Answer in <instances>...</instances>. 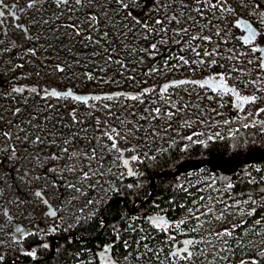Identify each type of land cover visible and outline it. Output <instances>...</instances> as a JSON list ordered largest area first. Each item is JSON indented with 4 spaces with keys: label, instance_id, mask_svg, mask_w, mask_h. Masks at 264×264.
<instances>
[{
    "label": "snow or ice",
    "instance_id": "6c2138e0",
    "mask_svg": "<svg viewBox=\"0 0 264 264\" xmlns=\"http://www.w3.org/2000/svg\"><path fill=\"white\" fill-rule=\"evenodd\" d=\"M137 10L141 15H136ZM22 14L28 23H20ZM9 18L15 21L13 28L16 32L24 34V44L18 43L6 31ZM146 59H151L153 64L143 73L145 77L168 75L184 67L191 71L199 69L201 74L207 72V75H202L199 80L172 79L149 88L141 86L135 93L103 95L77 94L71 88L19 86L16 81L20 77L0 83V89L6 90L13 98L17 94L29 93L30 96H25L26 101L31 97L46 101L43 105L33 106L34 110L27 114L26 124L21 107L11 113L12 117H20L18 120L6 119L0 114V123L5 125L0 128V138L8 142L6 146L0 145V188L7 185L14 190L11 200L14 205L19 207L27 202L21 192L22 187H27L49 208L45 215L57 218V213L44 198V189H53L61 199L64 195L62 188L83 195L85 184L89 188L102 184L99 179L94 184L93 177L105 175L104 162L109 154L115 156L117 162H122L129 176L134 175L125 153H134L130 160L140 162V149L149 146L148 142L161 132H168L188 109H192L193 116H199L200 101L205 97L213 100L219 96L221 101L224 97H232V106L238 114L245 111L246 105H255L264 99V96L257 95L264 93V0H28L23 7L0 0V72H15L32 64L37 77L46 72L51 77L62 74L69 80H102L112 72L136 84H146V79L141 82L134 74L135 67ZM89 67L93 71H88ZM217 68L221 71H216ZM77 69H82L79 76ZM129 72L133 74H127ZM233 81L235 83H231ZM104 82L112 81L109 78ZM182 88L188 99L177 96L176 90ZM196 89L203 90V95ZM246 90L252 94H245ZM209 91L213 95H207ZM194 96L200 100L193 103ZM52 99L74 101L86 106L88 112L81 116L79 109L72 107L67 113L71 117L68 121L60 112V106L50 103ZM121 99L134 102L124 105L123 115L114 110V104L108 103ZM138 105L145 106L143 111ZM98 110H103L107 119L94 117ZM261 114H264V107H256L254 112L246 114L244 127L250 126L247 123L249 116L258 118ZM89 117H93L94 123L89 122ZM191 122L189 118L185 119L186 124ZM255 122L253 119V126ZM13 128L17 129L15 133ZM186 139L192 140V137ZM207 139L214 137L208 136ZM121 143L124 147L120 146ZM143 158L155 159L148 152L143 153ZM107 170L111 172V166ZM41 180L44 184L36 190L34 185ZM232 187L231 183L227 185L228 189ZM181 190L192 195L183 186ZM4 195L6 193L0 190V197ZM251 202L256 203L254 199ZM216 203L224 202L212 196L211 191L207 196L194 199L193 206L187 208L189 219L195 220L191 227L183 219L169 221L163 215L150 217L149 223L165 233L163 245L168 251L165 252L164 247H153L148 242L152 237L144 235L134 241L136 255L130 250L129 241H122L128 250L124 259L132 256L136 264H153V260L156 264H227L229 253L234 255L236 247L243 251L248 246L257 248V257H264V233L250 245L242 236H236V229L242 228L245 221L220 230L205 227L213 222H223L226 215L235 216L236 212H229L232 207L247 216H254L256 209L242 208L241 204H247V200H235L234 204H225L222 209H217ZM0 212L8 216L2 201ZM255 224L257 229L264 227V219L256 220ZM3 227L5 225H0V230ZM55 230V227L51 229ZM132 231H136L135 227ZM14 232L17 235L13 239L17 243L35 234L20 226H16ZM41 232L48 234L47 230ZM173 232L185 239L178 241ZM117 240H120L119 234ZM41 246L49 247L47 243ZM114 248L115 243L102 249L107 264H113L115 260ZM110 252H113L111 256ZM22 255L35 260L37 251L25 249ZM0 264H5L2 254ZM240 264L264 262L257 258H241Z\"/></svg>",
    "mask_w": 264,
    "mask_h": 264
},
{
    "label": "trees",
    "instance_id": "16d2710c",
    "mask_svg": "<svg viewBox=\"0 0 264 264\" xmlns=\"http://www.w3.org/2000/svg\"><path fill=\"white\" fill-rule=\"evenodd\" d=\"M20 2L21 0H11L9 5ZM23 2L26 4L28 0H23ZM136 15H141V12L137 10ZM152 64L153 61L147 59L135 67L136 79L141 82L146 79L148 81L146 84H136L112 72H109L102 80H88L87 78L69 80L62 74L51 77L46 72L37 77L32 64H26L24 68H19L15 72H0V83H7L14 77H20L16 81L19 86L56 87L58 90L71 88L79 94L103 95L117 92L135 93L141 86L149 88L168 80L184 79L179 71L162 77H145L143 73ZM131 67L133 65L130 63L129 68ZM87 70L93 71L91 67ZM81 71L82 69H77L78 76ZM189 71L199 74L200 79L202 75H207V72L201 74L199 69ZM216 71H221V69L217 68ZM93 75L96 73L93 72ZM100 75L103 76V73ZM25 76L28 78H24ZM109 78L112 82L105 83L104 80ZM25 96H30V94H17L13 98L6 90L0 89V97L8 113L11 115L16 107H21L24 110L23 117L26 124L27 114L34 110L33 106L43 105L46 101L40 100L39 97H31L26 101ZM72 102L73 105L67 104L68 101L55 99L50 101L53 105L60 106V112L68 121L71 117L67 113L72 107H77L81 116L87 114L86 106ZM120 102L132 103V101L123 99L108 103L114 104V110L121 114ZM93 116L107 119L103 110L94 112ZM202 117L204 118V115ZM235 117L229 115L228 121L230 122L225 123L220 134L216 136L210 133L205 121V124L196 122L190 134L164 140L160 149L153 148L148 152L149 156L155 159H145L143 154L141 155V161L135 162V174L130 177L126 173L122 177L107 174L111 185L108 197L90 213L81 217L78 214L75 215L76 220L71 225L66 224L62 219L52 220L46 224L37 218L32 230L35 232L34 235L1 253L5 256V264H98L95 250L113 243H115L113 249L115 258L126 261L124 256L127 255L128 250L124 248L123 240L129 241L132 246L130 250L133 255H136L134 241L139 240L141 236H151L152 239L148 242L153 247L160 244L165 237L164 232L155 227L152 228V224L149 223L150 217L163 215L169 221L183 219L188 221V226H190L192 219H189L187 208L193 206V200L201 195L207 196L215 188L228 189L229 183L233 187L228 189V193L224 194L222 199H218L224 203H216L215 207L219 209L225 204H234L235 200H249L250 203L254 199L256 205L249 204V209L255 208V215L248 216L243 227L238 230L241 231L246 226L256 227L255 221L264 219V199H262L264 197V145L260 143L264 124L256 122L253 126V123H250L251 116H249L247 123L250 126L244 127L246 122L244 117L238 119ZM12 119L18 120L20 117H12ZM88 120L94 123L93 117H89ZM189 136L192 140L186 139ZM208 136H213L214 139L208 140ZM207 175L211 177L206 179ZM195 180H200L201 184L213 187L198 191L199 184H194ZM129 185H134V187L129 188ZM181 186L187 188L192 195L182 191ZM54 227L56 230L53 232L51 229ZM132 227H135V232L132 231ZM42 229L47 230L48 234L44 235L41 232ZM118 234L120 240H117ZM44 243H47L49 247H42ZM25 249H36L37 258L33 260L31 257L22 255ZM256 253L257 249L250 254L242 256L236 254L235 256L239 260L238 264L241 258L245 260L257 258L264 262V257H257ZM128 259L136 263L132 256ZM153 264H156L155 260Z\"/></svg>",
    "mask_w": 264,
    "mask_h": 264
},
{
    "label": "rangeland",
    "instance_id": "374dc122",
    "mask_svg": "<svg viewBox=\"0 0 264 264\" xmlns=\"http://www.w3.org/2000/svg\"><path fill=\"white\" fill-rule=\"evenodd\" d=\"M10 1L11 0H4L5 4H9ZM18 5L20 7H23L25 4L23 0H21V2ZM14 23L15 21L9 18L7 20L6 31L9 34H12L13 39H15L18 43L24 44L25 43L23 39L24 34L16 32V30L13 28ZM20 23H23V24L28 23L27 18L23 14L21 15ZM178 71L184 78H191V79H197V80L200 79L199 74L190 72L187 67L177 70V73ZM159 76L162 77L163 75H159ZM231 83H235V82L233 81ZM196 91L201 92V94L203 95V90L196 89ZM176 94L178 97L184 96L185 99H188L186 93L183 91V88L180 90H176ZM245 94L251 95L252 92L246 90ZM207 95H212V94L208 92ZM257 95L264 96V93H258ZM232 99L233 98L230 96L224 97L223 101L220 100L219 96H217V99H213V100H208L205 97L202 101H200L201 107L199 109V112H200L199 116H193L192 109H188L186 115L181 116L179 119H177L176 122L172 124L168 132L166 133L161 132V134L157 136L154 140H150L148 142L149 146L142 147L140 149V154L142 155L144 152H150L153 148H156L157 150L160 149L162 146V142L164 140L165 141L172 140L178 136H181L184 134H190L193 131L192 130L193 125L198 121H201V120L204 121V122H198L200 124H205V121H206L208 130L210 131L212 135L216 136L217 134H220V131L223 128V125H225V121L229 120V115L236 116L235 118L237 119L243 118L245 117L246 114L250 112H254L256 107H264V99H260L257 101L255 105H246L245 111L238 114L237 111L232 106ZM197 100H200V97L194 96L193 103H195ZM133 103L134 102L132 103L120 102L121 115H123L122 109L124 105L125 104L132 105ZM221 103L224 104L223 107L220 106ZM67 104L73 105V102L68 101ZM137 107L139 108L140 111H143L145 106L143 105L141 107V105H138ZM213 109H216V111H213ZM5 110H7V108L3 100L0 97V114H4L6 119H12L8 111H5ZM205 110H206V114H205ZM202 115H204L205 119L202 117ZM186 118H189L192 122L186 124L185 123ZM253 119H255L256 122L264 121V114H261V116L258 118H254L251 116L250 123H253ZM160 123H163V121H161ZM4 127L5 125L3 123H0V128H4ZM12 131L13 133H15L17 129L13 128ZM7 143L8 142L3 140V138H0V145L6 146ZM260 143L264 145V130L262 131V138H261ZM120 146L124 147V144L121 143ZM133 154L134 153H131V152L125 153V157L130 158L131 155ZM21 155L22 156L24 155L22 151H21ZM117 164H119V166H117ZM129 165L131 169L135 171V162H132L130 160ZM109 166H111V169H112L111 172H108L107 170ZM104 171H105V175L103 177H93L94 184L97 179L102 181V184H96L95 187L93 188H89L87 184H85L82 187V191L84 193L83 195H81V193H78V192H73L70 189L62 188L61 191L64 193V195H63V198L61 199L59 198L57 194H54L53 189L51 188L44 189L46 193L44 198L47 199L48 204L51 205V210L57 213V218H53V217L51 218L50 216L45 215V213L49 211V208L46 205H44L39 198H36L33 195V193L29 191L27 187L21 188V192L25 194V198L27 202L25 204L19 205V207H17L11 202L12 198L14 197V190L9 188L7 185H4L2 188H0V190L6 193V195L0 197V201L3 202V207L8 212V216H5L3 212H0V225H5V227H3L2 230H0V254L4 250L10 249L16 246L17 242H15V240L13 239V237L17 235L14 232V229L16 226H20L24 229L33 230L34 222L36 221L37 218L41 219L42 222L46 224L52 220L57 221L59 219H62L66 224L71 225L76 220L75 215L78 214L80 215L79 217H81L85 214L90 213L92 209H96L99 203L105 200L108 197L109 191H111L110 180L108 179L107 174L113 175L115 177H122L126 173L125 168L122 165V162H117L116 157L110 154L108 155V158L104 162ZM210 177L211 175H207L206 179H209ZM43 184H44V181L41 180L34 185V188L36 190H39L40 186ZM194 184H199L198 191L206 190L208 188V185L206 186L204 184H201L200 180H195ZM219 190H223V191H219ZM217 191H219V196H217ZM226 193H228V189L215 188L211 191V195L216 196L217 200L222 199L224 197V194ZM89 200H92L93 203L89 204L88 203ZM247 201H248L247 204H241V207L246 210L250 208L249 204L250 205L253 204L252 202L249 203V200ZM253 205H256V203ZM222 208H224V206L219 209H222ZM229 212H236L237 214L235 216L226 215V218L223 222H213L211 224L206 225L205 227L212 228L213 230H220L221 228L230 227L232 224H236L240 221H246L248 217L247 215L240 214L235 207L230 208ZM179 220H182V219H178L176 221H179ZM194 224H195V220L192 219V225ZM192 225H190L189 227H191ZM152 228H154L153 225H152ZM238 229L239 228L236 229V236H242L244 238L245 243L249 245L251 241H258L259 235L261 233H264V227H260L257 229L254 226H246V228L241 229V231ZM253 229H256V234H253ZM200 231L203 232L205 235H207L204 229H201ZM172 234L176 236V239L178 241H182L183 239H185L183 235H177L175 232H173ZM192 235L195 236V233H193ZM165 239H166V236L162 239V242L158 244L155 248L159 249L161 247H164V251L167 252L168 248L163 245V241ZM233 239H235V237ZM229 242L231 243L232 241L230 240ZM256 249H257L256 247L248 246L243 251H241L239 247H236L234 249L235 251L234 255L230 253L228 254L230 259L227 262V264H238L239 260L235 256L236 254L242 256L245 254H250L254 252ZM161 258H163V254L161 255ZM114 261L115 262L118 261V264H136V263H132L130 259L123 261L122 259L116 258V260ZM222 264H224V262H222Z\"/></svg>",
    "mask_w": 264,
    "mask_h": 264
},
{
    "label": "flooded vegetation",
    "instance_id": "af4514ba",
    "mask_svg": "<svg viewBox=\"0 0 264 264\" xmlns=\"http://www.w3.org/2000/svg\"><path fill=\"white\" fill-rule=\"evenodd\" d=\"M105 246L102 247V249L104 248ZM102 249H99V250H95V254L97 256V260H98V264H107L105 258H104V254L102 252ZM113 254V252H110L109 255L111 256ZM116 260V258H115ZM113 264H116L115 261H113Z\"/></svg>",
    "mask_w": 264,
    "mask_h": 264
},
{
    "label": "water",
    "instance_id": "95a60500",
    "mask_svg": "<svg viewBox=\"0 0 264 264\" xmlns=\"http://www.w3.org/2000/svg\"><path fill=\"white\" fill-rule=\"evenodd\" d=\"M77 94H79V93H77ZM126 158H127V157H126ZM129 161H130V158H129ZM122 165H123V164H122ZM123 167H124V166H123ZM128 167L131 168L130 165H128ZM124 168H125V167H124ZM125 171H126V174H127L128 169L125 168ZM127 176H129V175L127 174ZM129 177H130V176H129ZM51 218H52V217H51Z\"/></svg>",
    "mask_w": 264,
    "mask_h": 264
}]
</instances>
